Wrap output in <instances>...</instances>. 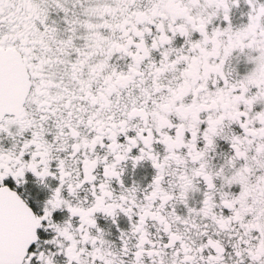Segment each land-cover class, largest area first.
I'll return each mask as SVG.
<instances>
[{
    "label": "snow or ice",
    "instance_id": "1",
    "mask_svg": "<svg viewBox=\"0 0 264 264\" xmlns=\"http://www.w3.org/2000/svg\"><path fill=\"white\" fill-rule=\"evenodd\" d=\"M0 264H264V0H0Z\"/></svg>",
    "mask_w": 264,
    "mask_h": 264
}]
</instances>
